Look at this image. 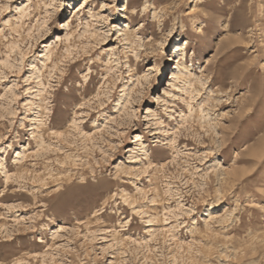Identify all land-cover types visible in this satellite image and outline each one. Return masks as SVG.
I'll list each match as a JSON object with an SVG mask.
<instances>
[{"label": "rangeland", "instance_id": "374dc122", "mask_svg": "<svg viewBox=\"0 0 264 264\" xmlns=\"http://www.w3.org/2000/svg\"><path fill=\"white\" fill-rule=\"evenodd\" d=\"M0 264H264V0H0Z\"/></svg>", "mask_w": 264, "mask_h": 264}, {"label": "bare ground", "instance_id": "6f19581e", "mask_svg": "<svg viewBox=\"0 0 264 264\" xmlns=\"http://www.w3.org/2000/svg\"><path fill=\"white\" fill-rule=\"evenodd\" d=\"M105 4V3H104ZM129 6H130V4L129 3H127V7H126V9H128L129 8ZM27 10H28V7L27 8H22L21 9V13H22V15H24L26 12H27ZM67 27L68 28H70L71 27V23H68L67 24ZM71 30V29H70ZM70 33H72V32H70ZM70 33H67V37H69L70 35H72V34H70ZM57 42H56V46L58 45V41H62V38L60 37V36H58L57 37ZM67 40H69L68 38H66ZM60 44V43H59ZM56 46H50L49 47V49H48V52H47V59L49 60V59H51L50 58V56L52 55V53H54V51L56 50ZM70 47L71 46H68V48H67V52L68 53H70ZM175 52H174V54L173 55H175L176 57H177V59L179 58V64H181V66H183L184 68H185V70H188V67H186L185 66V55H184V53L183 54H181L180 52L182 51L183 52V50H186V47H185V45L183 44V43H180V44H177V45H175ZM183 55V57L182 58H180V56H182ZM182 61V62H181ZM181 72V71H180ZM189 73V72H188ZM184 74V73H183ZM190 76L189 77H191L192 76V74H189ZM191 82V81H190ZM41 84H42V86H43V90L46 88V85L45 84H43L42 82H41ZM42 90V91H43ZM42 91H40V92H42ZM38 120V122L39 123H42V120H40V119H37ZM40 125V124H39ZM145 150V149H144ZM143 150V151H144ZM145 152H146V150H145ZM1 166H2V164H1ZM209 215H210V217H214V215H215V213L214 212H210L209 213ZM216 217V216H215ZM214 217V218H215ZM211 218V219H212ZM154 235V234H153Z\"/></svg>", "mask_w": 264, "mask_h": 264}]
</instances>
